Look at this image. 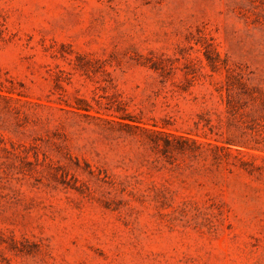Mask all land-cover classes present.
Wrapping results in <instances>:
<instances>
[{
	"label": "rangeland",
	"instance_id": "1",
	"mask_svg": "<svg viewBox=\"0 0 264 264\" xmlns=\"http://www.w3.org/2000/svg\"><path fill=\"white\" fill-rule=\"evenodd\" d=\"M0 264H264V0H0Z\"/></svg>",
	"mask_w": 264,
	"mask_h": 264
}]
</instances>
